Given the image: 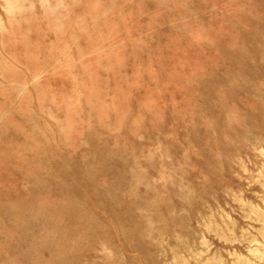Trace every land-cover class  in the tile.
Returning <instances> with one entry per match:
<instances>
[{
    "label": "rangeland",
    "instance_id": "374dc122",
    "mask_svg": "<svg viewBox=\"0 0 264 264\" xmlns=\"http://www.w3.org/2000/svg\"><path fill=\"white\" fill-rule=\"evenodd\" d=\"M0 264H264V0H0Z\"/></svg>",
    "mask_w": 264,
    "mask_h": 264
}]
</instances>
